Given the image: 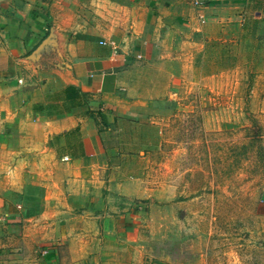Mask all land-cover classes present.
Masks as SVG:
<instances>
[{"label": "crops", "instance_id": "crops-1", "mask_svg": "<svg viewBox=\"0 0 264 264\" xmlns=\"http://www.w3.org/2000/svg\"><path fill=\"white\" fill-rule=\"evenodd\" d=\"M195 4L0 0V264H115L150 189L112 164L106 141L128 61L150 20L178 21ZM228 4L243 2L204 6Z\"/></svg>", "mask_w": 264, "mask_h": 264}, {"label": "rangeland", "instance_id": "rangeland-1", "mask_svg": "<svg viewBox=\"0 0 264 264\" xmlns=\"http://www.w3.org/2000/svg\"><path fill=\"white\" fill-rule=\"evenodd\" d=\"M241 2L153 18L128 61L106 141L150 189L115 264H264V0Z\"/></svg>", "mask_w": 264, "mask_h": 264}, {"label": "built area", "instance_id": "built-area-1", "mask_svg": "<svg viewBox=\"0 0 264 264\" xmlns=\"http://www.w3.org/2000/svg\"><path fill=\"white\" fill-rule=\"evenodd\" d=\"M195 3L196 4H202L203 2H202V0H195Z\"/></svg>", "mask_w": 264, "mask_h": 264}]
</instances>
